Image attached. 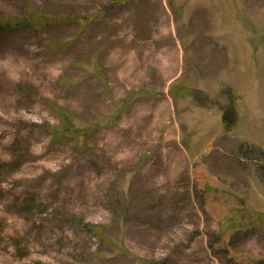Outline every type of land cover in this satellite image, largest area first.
<instances>
[{
  "label": "rangeland",
  "instance_id": "obj_1",
  "mask_svg": "<svg viewBox=\"0 0 264 264\" xmlns=\"http://www.w3.org/2000/svg\"><path fill=\"white\" fill-rule=\"evenodd\" d=\"M0 14L40 26L0 28V264H264V0H0Z\"/></svg>",
  "mask_w": 264,
  "mask_h": 264
},
{
  "label": "trees",
  "instance_id": "obj_2",
  "mask_svg": "<svg viewBox=\"0 0 264 264\" xmlns=\"http://www.w3.org/2000/svg\"><path fill=\"white\" fill-rule=\"evenodd\" d=\"M39 14L34 12L33 13V17L38 16ZM40 20V24H42L41 26L44 25H49V24H53V23H57V22H68L70 19L69 17H54L51 20H49V18L47 17H41L39 18ZM40 26L37 24H34L31 20H26V19H12V18H8L5 17L4 15L0 14V28L1 29H7V30H19V29H34L37 30ZM64 78H60L59 82L60 84L64 85L61 81ZM105 85L107 87V81L105 79ZM175 90V86H173L170 91L169 94H173V91ZM135 93H129L128 94V98L130 96L133 97ZM139 94L143 95L144 92H139ZM171 97L174 99V101H176V97H174L173 95H171ZM51 108L59 115V117L62 120V127H69V123L75 119V115L73 113H71L69 110H66L62 107H60L58 104H52ZM233 108V107H231ZM232 111H230L229 113H235V109H231ZM236 114V113H235ZM54 128V127H53ZM52 128V129H53ZM62 134V131H59ZM79 134V132H77ZM57 135L56 132V128H54V136ZM244 148V147H243ZM248 149H250L248 147ZM255 150V149H254ZM249 155V154H247ZM264 154L261 153V160H264ZM260 171H264V165L262 164L260 167ZM263 176L264 173L262 172ZM200 209L204 212L205 209L203 207L202 204H200ZM72 222L75 225L78 226H82L83 228H85L89 233L94 234L95 236H98L100 238V240L103 242V244H105L107 247H110L112 250L114 251H118L120 254H122L123 256H125L126 258L134 261V262H144V260L138 256H135L134 254H132L129 250L125 249L123 246L120 245L119 241H115V238H111L109 236L106 235L105 230H103V227L98 226V225H91L88 223H85L84 221H82L81 219L77 218V217H73ZM102 253L100 251H98L96 253V255L102 257L101 255Z\"/></svg>",
  "mask_w": 264,
  "mask_h": 264
},
{
  "label": "crops",
  "instance_id": "obj_3",
  "mask_svg": "<svg viewBox=\"0 0 264 264\" xmlns=\"http://www.w3.org/2000/svg\"><path fill=\"white\" fill-rule=\"evenodd\" d=\"M208 16H209V18L211 17L210 16V14H208ZM207 17V16H206ZM213 45H214V48H215V51L218 53V59H217V66L219 67V72H221L220 71V69H230V64H228L229 63V58L228 57H225V51L226 52H229V49L228 48H226L225 46H224V44H222L221 42H213L212 43ZM180 49H182V47H179ZM223 48H225V50L223 49ZM181 55H182V52H181ZM183 69H184V60H183V58L181 57L180 58V60H179V62L175 65V77L173 78V80L174 79H177V78H181V76H182V74H183ZM169 71L170 70H168V71H165V72H163V74L164 75H168L169 74ZM222 73V72H221ZM179 78V79H180ZM178 79V80H179ZM172 80V81H173ZM175 82V81H174ZM174 82H172V84H171V87H170V89L173 87V86H177L178 84H173ZM170 91V90H169Z\"/></svg>",
  "mask_w": 264,
  "mask_h": 264
},
{
  "label": "flooded vegetation",
  "instance_id": "obj_4",
  "mask_svg": "<svg viewBox=\"0 0 264 264\" xmlns=\"http://www.w3.org/2000/svg\"><path fill=\"white\" fill-rule=\"evenodd\" d=\"M235 115H234V113H231V117L233 118ZM235 118V117H234Z\"/></svg>",
  "mask_w": 264,
  "mask_h": 264
}]
</instances>
